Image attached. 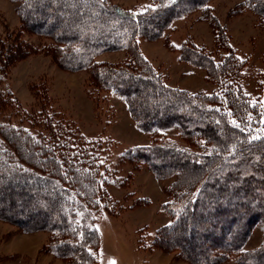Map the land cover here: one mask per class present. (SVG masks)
Instances as JSON below:
<instances>
[{
  "label": "trees",
  "instance_id": "obj_1",
  "mask_svg": "<svg viewBox=\"0 0 264 264\" xmlns=\"http://www.w3.org/2000/svg\"><path fill=\"white\" fill-rule=\"evenodd\" d=\"M10 1L18 3L21 25L17 35L0 38V221L49 233L47 250L66 264L98 263L101 235L88 221L108 198L101 145L54 107L27 111L5 85L17 56L37 51L23 38L33 34L50 41L40 51L63 69L88 72L103 100L118 95L138 130L152 138L118 160L134 170L146 167L158 180L174 179L163 206L171 221L156 231L152 248L176 252L189 264H264V243L244 250L255 226L264 225V100L245 92L247 61L213 15V0H150L142 10L111 0ZM240 6L264 28V0ZM194 13L227 53L216 60L207 47L186 40L179 60L204 70L216 86L212 93L167 86L140 47V40H158ZM110 52L126 58L97 60ZM171 130L185 148L166 139Z\"/></svg>",
  "mask_w": 264,
  "mask_h": 264
},
{
  "label": "rangeland",
  "instance_id": "obj_2",
  "mask_svg": "<svg viewBox=\"0 0 264 264\" xmlns=\"http://www.w3.org/2000/svg\"><path fill=\"white\" fill-rule=\"evenodd\" d=\"M111 1L139 10L150 2ZM243 1L213 0L210 7L226 27L236 54L247 61L245 92L264 100V28L256 15L240 6ZM17 8V2L0 0L1 39L19 32L21 20ZM23 38L37 51L17 56L5 85L27 111L43 105L51 110L54 107L65 121L76 123L88 141L102 147L99 157L108 181V198L100 212L88 221L101 235L97 264H189L176 252L151 247L156 231L171 221L163 206L169 200L166 189L174 179L158 180L146 167L134 170L128 163L118 161L125 150L148 146L152 138L138 130L127 105L118 95L109 94L103 100L90 88L88 72L67 71L52 55L40 51L49 40L33 34H25ZM186 40L207 47L216 60L227 53L218 50L212 27L202 20L200 13L176 20L158 40H140V47L167 86L191 94L212 93L216 86L207 79L205 71L179 60L180 47ZM125 58L124 52H110L97 60L117 64ZM163 135L182 148L187 146L173 130ZM122 182V186L118 185ZM49 241L50 235L45 231L25 233L11 223L0 221V264H66L47 250ZM263 243L264 225L259 222L244 250H254Z\"/></svg>",
  "mask_w": 264,
  "mask_h": 264
},
{
  "label": "snow or ice",
  "instance_id": "obj_3",
  "mask_svg": "<svg viewBox=\"0 0 264 264\" xmlns=\"http://www.w3.org/2000/svg\"><path fill=\"white\" fill-rule=\"evenodd\" d=\"M173 2H174V0H173ZM235 123V122H234Z\"/></svg>",
  "mask_w": 264,
  "mask_h": 264
}]
</instances>
